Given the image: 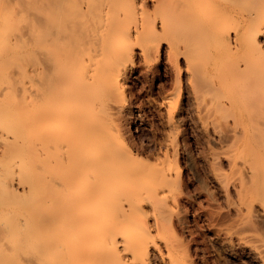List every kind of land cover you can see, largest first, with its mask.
Segmentation results:
<instances>
[{
    "label": "bare ground",
    "instance_id": "obj_1",
    "mask_svg": "<svg viewBox=\"0 0 264 264\" xmlns=\"http://www.w3.org/2000/svg\"><path fill=\"white\" fill-rule=\"evenodd\" d=\"M149 78L152 155L131 134ZM260 224L264 0H0V264L264 257Z\"/></svg>",
    "mask_w": 264,
    "mask_h": 264
},
{
    "label": "rangeland",
    "instance_id": "obj_2",
    "mask_svg": "<svg viewBox=\"0 0 264 264\" xmlns=\"http://www.w3.org/2000/svg\"><path fill=\"white\" fill-rule=\"evenodd\" d=\"M153 79H146L145 81H141L137 86H134V93L136 94V102L137 106L134 110V116L132 117L131 124V134L134 141L143 147V151L148 155L155 154L161 144L164 136V128L162 125V119L160 114L155 110L156 107V99L158 97V93L160 91L159 82ZM155 86V87H154ZM155 88V89H154ZM156 90V94H155ZM155 95L157 96L155 98ZM154 102V103H153ZM155 105V106H153ZM154 107V108H153ZM189 116V125L191 129L196 130V120L194 113L190 112ZM197 132V133H196ZM197 135V136H194ZM199 129L198 131H194L193 137H199ZM145 154V155H146ZM221 199V198H220ZM222 200V199H221ZM221 202V201H220ZM224 204L223 200L222 203ZM260 229H264L263 224H260ZM237 240H235L236 242ZM233 242L228 253L226 252L227 257L222 256V249L217 248L219 246H215L216 248L208 247L210 250L213 259L217 264H264V257H260L257 252L252 251L249 247H244L243 245H238L239 242ZM235 243V244H234ZM213 246V247H214ZM235 246V247H232ZM234 250H233V249ZM207 249V248H206ZM207 249V250H208ZM205 250V253L208 251ZM219 250V253H218ZM251 250V251H250ZM213 251V252H212ZM221 253V254H220ZM221 255V259H220ZM223 257V258H222ZM220 262V263H219Z\"/></svg>",
    "mask_w": 264,
    "mask_h": 264
}]
</instances>
